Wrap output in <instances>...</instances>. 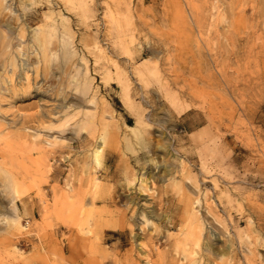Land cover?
Masks as SVG:
<instances>
[{"label": "rangeland", "instance_id": "374dc122", "mask_svg": "<svg viewBox=\"0 0 264 264\" xmlns=\"http://www.w3.org/2000/svg\"><path fill=\"white\" fill-rule=\"evenodd\" d=\"M261 5L0 0V264H223L228 237L230 264H264ZM125 94L150 127L135 123ZM125 122L150 131L148 142ZM152 156L166 162L154 180ZM140 172L154 194L128 184ZM163 198L173 205L162 211ZM130 199L155 209L156 223L174 212L175 228L136 220ZM194 214L199 240L186 248L198 253L186 256L173 235ZM148 236L159 253L146 257L137 243Z\"/></svg>", "mask_w": 264, "mask_h": 264}, {"label": "bare ground", "instance_id": "6f19581e", "mask_svg": "<svg viewBox=\"0 0 264 264\" xmlns=\"http://www.w3.org/2000/svg\"><path fill=\"white\" fill-rule=\"evenodd\" d=\"M218 1V0H217ZM211 2V1H210ZM261 2V1H260ZM218 4H220V1H219V3ZM130 6H131V4H130ZM262 6V5H261ZM220 7V6H219ZM262 7H264V6H262ZM133 9V8H132ZM212 9V8H211ZM224 10V9H223ZM225 11V10H224ZM229 11V10H228ZM133 16V15H132ZM56 25V24H55ZM43 31V30H42ZM38 32V31H37ZM225 33H227V32H225ZM39 39H41V38H39ZM41 41V40H40ZM39 41V42H40ZM222 43V42H221ZM41 45V44H40ZM41 47V46H40ZM225 47V46H224ZM115 66V65H114ZM122 97V96H121ZM123 104H124V106L126 105V107H128V109H133L134 108V110H135V113H134V115H135V123L136 124H143V125H145V126H147V127H150V125H148V123L145 121V119H143V115H142V112L140 111V109L139 108H137L134 104H133V101H132V99H131V97L130 96H128L127 94H125V95H123ZM136 107V108H135ZM101 115V114H100ZM103 116V115H102ZM218 119L220 120V119H222V117H218ZM125 126L128 128V130L129 131H131V132H134L135 134H136V136L138 137H140L141 136V138H142V140L143 141H146V142H148V140H149V136L151 135V132L150 131H146L147 133V135H143L142 133L141 134H137V130L136 129H133L134 127H132V126H130V125H128L126 122H125ZM205 129V128H204ZM160 131V130H159ZM161 131H162V129H161ZM162 133H164V132H162ZM166 133V132H165ZM164 133V134H165ZM160 134H161V132H160ZM199 134V133H198ZM157 135V134H156ZM21 136L24 138V139H26L27 140V135L25 134V133H21ZM148 136V137H147ZM103 137V136H102ZM167 137V136H166ZM165 137V138H166ZM39 138V137H38ZM40 139V138H39ZM94 139V138H93ZM100 139H103V138H100ZM145 139V140H144ZM147 139V140H146ZM158 139V138H157ZM151 140V139H150ZM102 140H100V141H98V142H100V143H103V142H101ZM103 141H104V139H103ZM146 142H144V143H146ZM153 144V143H152ZM166 144V143H165ZM157 145V144H156ZM169 146V145H168ZM168 146L166 145V147H167V149H168ZM94 148V147H93ZM164 148V147H163ZM100 147H98L97 149H95L94 150V152H93V150H92V152L93 153H91V155L93 156L94 155V159H95V165H96V167H102V166H104V164L101 162V160L99 159V155H98V153L100 152ZM170 152V151H169ZM177 153V152H176ZM157 154V153H156ZM164 155H166V154H164ZM127 156V155H126ZM158 156V155H157ZM153 157L154 156H152V158H150V162L149 161H147V162H149L148 163V165H147V167L145 168V170H147L149 173H151V176H150V178H154L153 176L156 174L155 172H157L158 173V171L160 172V168L162 167L161 165V163H164V161L162 162V161H160L159 159H158V161L159 162H161V163H157V161H152L153 160ZM159 157V156H158ZM161 158V157H160ZM198 158V157H197ZM156 159V158H155ZM154 159V160H155ZM128 160V159H127ZM146 160V159H145ZM157 160V159H156ZM176 160V159H175ZM185 160V159H184ZM197 160V159H196ZM168 161H170V160H168ZM199 162H200V160H198ZM227 163H230L229 161H230V156L229 155H227ZM145 163H146V161H145ZM166 163V162H165ZM164 163V164H165ZM163 164V165H164ZM198 164H200V163H198ZM202 164V163H201ZM131 165V164H130ZM170 165V164H169ZM169 165H168V167H169ZM174 165H176V164H174ZM180 167H181V174L182 173H184L183 171L185 170V173L187 174V171H188V166L187 165H185V163L184 162H181L180 164ZM178 165V166H179ZM190 165V164H189ZM230 165V164H229ZM127 167H128V165H126ZM192 166V165H191ZM202 166V165H201ZM132 167V166H131ZM142 167V166H141ZM203 167V166H202ZM167 167H165V165H164V170H162L163 172H164V174L162 175V173H159L160 174V176L162 175V176H164V175H166L167 174V172H168V169H166ZM174 168H175V166H174ZM73 169V168H72ZM88 169V168H87ZM162 169H163V167H162ZM176 169V168H175ZM179 169V168H178ZM103 170H105V169H103ZM156 170V171H155ZM170 172V171H169ZM168 172V173H169ZM141 174L140 175H137V176H132L131 177V179H129V183L128 184H130V183H132L133 181H135L136 180V183H138V186L136 187V189L138 190V194L137 195H147V194H149L150 192H151V194H154V191H151V188H150V186H149V181H151L150 180V178H149V174H147L148 176H146L145 175V173L144 172H140ZM172 173V172H171ZM201 173V172H200ZM94 174V173H93ZM159 174H157L156 175V178H159L160 176H159ZM186 174H184V175H186ZM173 175V174H172ZM183 175V176H184ZM203 175V174H202ZM205 175V174H204ZM105 178H107L108 179V177H110V178H112V175L107 171V172H105V174L103 175ZM161 178V177H160ZM163 178H165V176L163 177ZM186 178V177H185ZM100 179H102L101 177H98V176H96V175H93V176H91V178H90V182H91V186L94 188V189H97V191L96 192H98V189H99V187H100ZM162 179V178H161ZM170 179V178H169ZM189 180V177H187L186 178V180ZM154 180V179H153ZM160 180V179H159ZM163 180V179H162ZM185 182V181H184ZM186 183H188V182H186ZM102 185V184H101ZM182 186H187V184L185 185V183L184 184H182V182L180 183V187H182ZM177 187V186H176ZM176 187H174V188H176ZM130 188V187H129ZM155 188V187H154ZM135 189V188H134ZM179 190H180V188H178ZM153 190V189H152ZM129 193V192H128ZM125 194V193H124ZM122 195V194H121ZM125 195H127V194H125ZM158 195V194H157ZM156 195V196H157ZM226 195V194H225ZM126 197H128V196H126ZM130 197V196H129ZM92 198V197H91ZM109 199V198H108ZM133 199V198H132ZM132 199H130V201L128 202V204H130V208L132 209V212H134L135 211V214H137V216H136V220H140L142 223H144V224H149L150 222V224L152 225L153 224V228H154V230H159V228H161V227H166V228H175V225H176V221H177V219H176V216H175V213L174 212H168V218L169 219H167L166 218V221H163L162 220V218L159 220V218H158V220H159V223L157 222H155L154 220L156 219L155 218V216L157 215V212H156V210L155 209H151V210H145V209H142V210H140L139 209V205H138V203L137 202H135V201H133ZM62 200V199H61ZM99 200H101V201H104V202H106L107 200H106V197H102V196H100L99 197ZM92 201H94V200H92ZM128 201V200H127ZM64 202V201H63ZM92 205V204H91ZM135 205H137L136 206V208H135ZM141 205V204H140ZM158 205H160V209L163 211L164 209H169V208H171V206L173 205V200H171V199H169V198H163L161 201H159L158 202ZM93 206V205H92ZM145 206H147V205H145ZM151 206V205H150ZM59 207V206H58ZM211 207V206H210ZM213 207V206H212ZM129 210V209H128ZM160 210V211H161ZM60 212H62V208H59V216H62V213H60ZM109 212H112V211H109ZM129 213V212H128ZM163 214V213H162ZM162 214H159V215H162ZM228 215H229V211H228ZM133 216V215H132ZM111 217V216H110ZM130 217V216H129ZM113 218V217H112ZM117 218V217H116ZM115 219V218H114ZM163 219H164V217H163ZM199 219H200V216H198L197 214H194V217H193V221H192V225H189V226H179V227H177V233H175L174 235H173V244H174V246L175 247H180V248H182V250L184 251V252H186V256H188V255H194V254H197L198 252L196 251V253L193 251V250H189L188 251V249L186 248V246L189 244V241H194V244L196 245L197 243H198V240H199V230H200V224H199ZM101 220V219H100ZM95 221H96V219H95ZM94 221V222H95ZM98 221V220H97ZM106 221V220H105ZM112 221H113V219H112ZM111 221V222H112ZM98 222H100V221H98ZM103 224H101V223H99V225H100V229H99V226L97 227V229H99L100 230V234H101V232L103 233V231L105 230L104 228H106L108 225L107 224H104V219H103ZM107 222V221H106ZM108 222H109V220H108ZM107 222V223H108ZM110 222V223H111ZM154 222V223H153ZM97 223V222H96ZM109 224V223H108ZM179 225V224H178ZM96 226V225H95ZM104 226H106V227H104ZM211 226V225H210ZM94 227V226H93ZM23 228V227H22ZM145 228V227H144ZM124 229V228H123ZM94 230H96L95 228H94ZM98 230V231H99ZM18 231V230H17ZM16 231V232H17ZM97 231V230H96ZM126 231V230H125ZM95 232V231H94ZM141 232V231H140ZM212 232V231H211ZM96 233V232H95ZM116 233V232H115ZM123 234H125L123 231H120V232H118V235H123ZM126 235V234H125ZM121 237V236H120ZM140 239V238H139ZM147 239H148V241H149V243H148V241H140V242H138L137 243V245H138V248L137 249H141V247L144 249V251H143V253H144V255L147 257L148 256V253H150V250L151 249H153V247H154V249H155V251H156V253L158 254L159 253V248H158V245L156 244V243H154V239H153V237L152 236H148L147 237ZM207 239H209V238H207ZM215 239V238H214ZM158 240V243H162V241H161V239L159 238V239H157ZM227 241H228V245H227V248L225 249V251H226V257H224L223 258V264H230V260H231V257H230V238L228 237V239H227ZM209 242V241H208ZM71 244V243H70ZM122 244V243H121ZM152 245V247H150V245ZM140 246V247H139ZM224 247V246H223ZM225 247H226V245H225ZM11 248H13V247H11ZM146 249L148 250V253H147V251H146ZM196 250V249H195ZM201 250V249H200ZM222 250V249H221ZM136 251V250H135ZM146 251V252H145ZM207 252H208V255L210 256V258H214V256H216L217 255V252L215 251V250H213V251H210V250H207ZM223 253V252H222ZM222 253H220V255L222 254ZM150 255V254H149ZM173 256V255H172ZM221 256H223V255H221ZM191 257V256H190ZM15 260V259H14ZM193 261V260H192ZM211 261V260H210ZM212 262V261H211ZM199 262L197 261V264H198ZM210 264V263H209Z\"/></svg>", "mask_w": 264, "mask_h": 264}]
</instances>
